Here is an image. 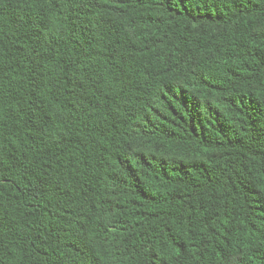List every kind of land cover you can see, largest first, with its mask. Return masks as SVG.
<instances>
[{
  "label": "trees",
  "instance_id": "16d2710c",
  "mask_svg": "<svg viewBox=\"0 0 264 264\" xmlns=\"http://www.w3.org/2000/svg\"><path fill=\"white\" fill-rule=\"evenodd\" d=\"M0 264H264V0H0Z\"/></svg>",
  "mask_w": 264,
  "mask_h": 264
}]
</instances>
